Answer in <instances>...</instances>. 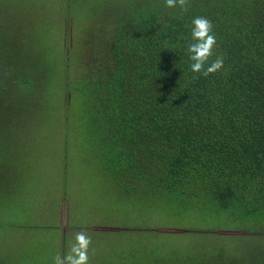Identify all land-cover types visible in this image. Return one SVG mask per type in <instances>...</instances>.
Here are the masks:
<instances>
[{
    "label": "trees",
    "instance_id": "1",
    "mask_svg": "<svg viewBox=\"0 0 264 264\" xmlns=\"http://www.w3.org/2000/svg\"><path fill=\"white\" fill-rule=\"evenodd\" d=\"M60 2L62 160L77 95V128L119 195L180 231L133 229L149 242L119 264H264V0H115L74 51L83 4ZM1 16L0 191L58 76L53 51Z\"/></svg>",
    "mask_w": 264,
    "mask_h": 264
},
{
    "label": "rangeland",
    "instance_id": "2",
    "mask_svg": "<svg viewBox=\"0 0 264 264\" xmlns=\"http://www.w3.org/2000/svg\"><path fill=\"white\" fill-rule=\"evenodd\" d=\"M77 1L83 9H74L68 18L73 51L79 49L82 26L115 0ZM0 14L8 27L27 33L31 46L53 51L58 66L57 85L35 114L21 160H13L10 187L0 191L1 263L119 264V254L140 257L147 247L148 238L133 229L158 226V232H180L172 224L148 221L143 201L119 195L77 128V95L67 115L68 147L62 160L61 56L68 31L60 0H0Z\"/></svg>",
    "mask_w": 264,
    "mask_h": 264
}]
</instances>
